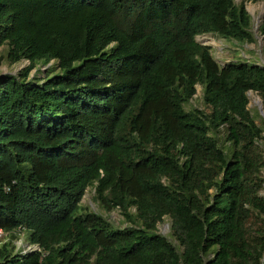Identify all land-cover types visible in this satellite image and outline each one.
<instances>
[{"label": "trees", "instance_id": "trees-1", "mask_svg": "<svg viewBox=\"0 0 264 264\" xmlns=\"http://www.w3.org/2000/svg\"><path fill=\"white\" fill-rule=\"evenodd\" d=\"M203 35L253 44L246 1L0 0V264H264V67Z\"/></svg>", "mask_w": 264, "mask_h": 264}, {"label": "rangeland", "instance_id": "rangeland-1", "mask_svg": "<svg viewBox=\"0 0 264 264\" xmlns=\"http://www.w3.org/2000/svg\"><path fill=\"white\" fill-rule=\"evenodd\" d=\"M237 3L241 2V0H235ZM246 7L249 13L252 16V28L255 37V42L253 44H239L234 41L225 40L222 38H216L211 35H203L197 37V41L203 45L210 46L212 48V55L217 63L221 66H224L230 61L235 60H247L248 62H254L260 66L264 67V56L262 55V37L259 33V25L263 16V3L261 0H245ZM212 43V45L210 44ZM214 44V45H213ZM6 48L0 49V76H4L6 74L18 75L20 74L27 66L28 62L22 61L20 63L10 65L8 61L5 59ZM52 65V63L50 64ZM49 67V66H48ZM42 70H45L42 69ZM35 73V70L32 74ZM43 77V76H42ZM249 109L252 114L255 116L257 123L261 124L264 121V110L262 106L261 98L253 93L249 92ZM202 97V88L197 86V94L192 101L193 107L203 109L201 101ZM223 137V136H221ZM264 177V171H263ZM94 189L89 188L81 202L82 207L85 209L103 215L107 218L113 226L117 228H125L128 226V223L124 220L123 216L120 214L119 210H114L112 212H105L100 205L94 201ZM260 195L264 197V189L260 192ZM159 234L164 237L170 238L171 232V221L169 218H165L164 222L158 227ZM20 239L15 243L19 245H26V235L25 232L21 231ZM16 239H12L8 236L5 237L4 241L0 245L4 243L15 241ZM25 240V241H24Z\"/></svg>", "mask_w": 264, "mask_h": 264}, {"label": "built area", "instance_id": "built-area-1", "mask_svg": "<svg viewBox=\"0 0 264 264\" xmlns=\"http://www.w3.org/2000/svg\"><path fill=\"white\" fill-rule=\"evenodd\" d=\"M4 237H5V233H4V231L2 229H0V240L3 239ZM20 246L25 247L26 245L24 246V245L21 244V245H19V247ZM31 249H37V248L36 247L32 248V247L28 246V247L25 248V250L23 252L25 253L26 251H29Z\"/></svg>", "mask_w": 264, "mask_h": 264}, {"label": "water", "instance_id": "water-1", "mask_svg": "<svg viewBox=\"0 0 264 264\" xmlns=\"http://www.w3.org/2000/svg\"><path fill=\"white\" fill-rule=\"evenodd\" d=\"M263 14H264V9H263ZM261 22V21H260ZM207 46V45H206Z\"/></svg>", "mask_w": 264, "mask_h": 264}, {"label": "bare ground", "instance_id": "bare-ground-1", "mask_svg": "<svg viewBox=\"0 0 264 264\" xmlns=\"http://www.w3.org/2000/svg\"><path fill=\"white\" fill-rule=\"evenodd\" d=\"M212 45V43H210ZM214 45V44H213Z\"/></svg>", "mask_w": 264, "mask_h": 264}]
</instances>
